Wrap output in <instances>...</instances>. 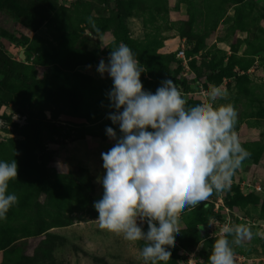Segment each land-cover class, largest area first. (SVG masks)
Segmentation results:
<instances>
[{"label":"rangeland","instance_id":"obj_1","mask_svg":"<svg viewBox=\"0 0 264 264\" xmlns=\"http://www.w3.org/2000/svg\"><path fill=\"white\" fill-rule=\"evenodd\" d=\"M55 1L38 28L0 9V29L13 37L0 36V47L25 66L9 76L8 89L0 93L11 94L0 107V160L17 162L18 175L8 190L18 189L16 206L25 208L9 222L10 240L0 246V264H143L144 242L100 229L93 206L103 196L101 154L115 144L106 128L121 135L108 118L115 111L107 97L112 80L97 71L100 60L107 62L119 45L113 36L116 0ZM128 2L125 23L131 38L186 79V88L177 86L190 105L205 101L215 84L227 93L216 103L230 102L238 111L236 131L251 157L229 189L206 201L212 211L207 234L217 238L225 223L241 222L251 223L253 233L264 232V0ZM56 53H68L67 66L54 63ZM222 68L231 76H222ZM141 81L144 90L152 89L146 72ZM30 153L34 158H26ZM257 184L262 190L254 188ZM191 210L180 215L167 264H188L193 253L195 264L204 261L207 243L189 228ZM233 247L235 264H264V238L254 235Z\"/></svg>","mask_w":264,"mask_h":264},{"label":"clouds","instance_id":"obj_2","mask_svg":"<svg viewBox=\"0 0 264 264\" xmlns=\"http://www.w3.org/2000/svg\"><path fill=\"white\" fill-rule=\"evenodd\" d=\"M88 22L100 32L91 17ZM97 71L112 80L107 97L115 111L108 118L121 135L106 128L115 144L101 154L105 175L103 196L93 205L96 221L126 241H143V264H167L180 233V215L229 189L251 157L236 131L238 111L230 102L216 103L227 93L215 84L209 85L205 101L194 105L171 79L163 80L155 93L144 90L141 74L146 70L123 42L112 48L107 62L100 60ZM17 175L14 159L0 160V221L18 204L8 190ZM252 227L249 222L225 223L208 264H235L233 245L242 246L254 235L264 238ZM195 258L190 254L188 264H195Z\"/></svg>","mask_w":264,"mask_h":264},{"label":"trees","instance_id":"obj_3","mask_svg":"<svg viewBox=\"0 0 264 264\" xmlns=\"http://www.w3.org/2000/svg\"><path fill=\"white\" fill-rule=\"evenodd\" d=\"M242 0H236V2H241ZM56 2L55 0H0V9L11 12L16 18L21 19L26 25L33 26L35 28H38L45 20V12L52 3ZM253 2V1H252ZM117 4V10L115 15V25L113 27V36L115 37L116 43L120 44L123 42L124 44L128 45L133 52L136 54L137 58L139 59L142 66L145 68V72L152 77V82H148V85H151L152 89H149V91L155 93L156 89L161 85V82L165 79H171L175 82L176 85L181 84L183 88H186L187 81L184 78H178L173 74L170 70L168 65L164 64L163 62L151 58L148 56L146 49L144 47H141L138 42L134 41L130 34L128 27L125 23V18L129 15L130 9H129V2L128 0H116ZM254 4V3H253ZM0 36L7 37L9 39H12L13 37H10L8 32L4 29H0ZM57 55H54L53 61L56 63V60L59 61V63L64 67L67 66V63L69 62V55L68 53H56ZM25 66L21 62H17L11 57H9L0 47V93H2L5 89H8L7 87V79H9L11 74H15L17 72H20L22 69H24ZM222 76L230 77L231 76V70L228 68H222L220 70ZM17 74H15L16 76ZM13 77V76H12ZM11 77V78H12ZM19 79V78H18ZM20 82V80H19ZM23 91L26 88V82L23 83ZM61 92L57 91V94L60 95ZM51 94H54L51 93ZM16 96V93L15 95ZM11 94L1 97L0 96V107L3 104L8 103V100H10ZM73 114H75V110L72 111ZM30 156H27L26 158H34L32 157L33 154L30 153ZM30 159V158H29ZM40 188V187H38ZM18 189H15L14 193L17 192ZM66 193L71 194L72 190L69 187L66 188ZM215 193V192H214ZM59 193L57 192L55 194V197H58ZM25 209L24 207H17L16 205L13 206L9 212L7 213L6 222L2 225H0V246H5L8 241L10 240V231L9 230V222L12 219H16L17 217H20L21 212ZM211 209L208 207L207 202H203L200 205H198L196 208L192 209L189 213V219H188V225L189 228L192 230H197V236H199V240H203L207 243V253L204 257V261L202 264H208V257L211 254L212 251V245L216 239V237L209 236L207 234V226L209 222V217L211 215ZM201 226H203V229L201 230ZM41 225L39 229L35 231V234L40 233L41 231ZM195 235V233H194ZM198 239L196 240V242ZM193 241V243H196Z\"/></svg>","mask_w":264,"mask_h":264},{"label":"built area","instance_id":"obj_4","mask_svg":"<svg viewBox=\"0 0 264 264\" xmlns=\"http://www.w3.org/2000/svg\"><path fill=\"white\" fill-rule=\"evenodd\" d=\"M182 54H183V51H179V55H182ZM254 188L256 190H262V185L257 184V185L254 186Z\"/></svg>","mask_w":264,"mask_h":264},{"label":"water","instance_id":"obj_5","mask_svg":"<svg viewBox=\"0 0 264 264\" xmlns=\"http://www.w3.org/2000/svg\"><path fill=\"white\" fill-rule=\"evenodd\" d=\"M207 230H208V229H207ZM207 230H206V231H207Z\"/></svg>","mask_w":264,"mask_h":264}]
</instances>
